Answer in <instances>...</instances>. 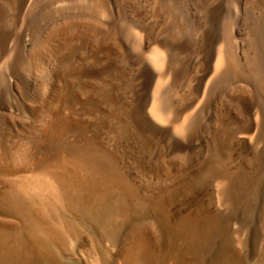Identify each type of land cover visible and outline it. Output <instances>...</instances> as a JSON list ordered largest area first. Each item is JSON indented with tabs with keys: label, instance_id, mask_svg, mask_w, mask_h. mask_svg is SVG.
Wrapping results in <instances>:
<instances>
[{
	"label": "rangeland",
	"instance_id": "rangeland-1",
	"mask_svg": "<svg viewBox=\"0 0 264 264\" xmlns=\"http://www.w3.org/2000/svg\"><path fill=\"white\" fill-rule=\"evenodd\" d=\"M101 2L106 16L86 10ZM134 24L173 41L171 123L148 118L155 81L135 61L126 35ZM0 43V231L25 238L37 226L49 237L46 252L31 242L26 264H122L137 235L161 250L167 228L189 221L197 230H217L201 250L186 230L175 243L182 264H254L264 257V149L241 138L254 130L234 105L253 103L264 120V0H0ZM220 46L237 67L222 78L212 67ZM58 117L67 119L53 126L61 136L46 142V127ZM186 118L191 134L171 138L172 126ZM221 118L230 119L231 135H222ZM30 153L45 157V166L33 164ZM61 157V169L74 180L86 181L84 172L98 166L110 188L64 192L75 200L69 208L50 193L42 196L50 189L42 172L62 174L49 165ZM246 181L257 183L254 195L245 194ZM27 182L45 185L41 197ZM219 185L224 206L215 199ZM127 198L135 208L122 209L126 221L115 226L114 202Z\"/></svg>",
	"mask_w": 264,
	"mask_h": 264
},
{
	"label": "bare ground",
	"instance_id": "bare-ground-1",
	"mask_svg": "<svg viewBox=\"0 0 264 264\" xmlns=\"http://www.w3.org/2000/svg\"><path fill=\"white\" fill-rule=\"evenodd\" d=\"M107 7H104V4L101 3H97V6L94 7H88L86 8V10L89 13L94 12L95 15H97V18L100 17H104L106 16V12L108 11ZM240 8V7H239ZM235 9V8H234ZM83 12V11H81ZM86 12V11H85ZM87 14V13H86ZM85 14V15H86ZM111 14V13H110ZM82 15V13H81ZM90 15V14H89ZM80 17V16H79ZM95 17V18H96ZM84 18V17H83ZM87 19V18H86ZM94 19V18H93ZM103 19V18H102ZM72 20V19H71ZM83 19H79V21H77V23L79 24H85V25H90V22L86 21V22H82ZM93 23V22H92ZM95 23V22H94ZM59 24V23H58ZM100 24V22H99ZM29 25V24H28ZM94 25V24H93ZM92 25V26H93ZM135 25V24H134ZM57 26V27H56ZM55 29L57 30V33H61L62 31V26L61 25H56ZM99 26V25H98ZM139 26V25H135L133 26L132 29H137L138 31H133L132 29H129L126 31V35L128 37H132V40L129 41L131 43L132 48L135 49V51L137 52V59L135 60L136 63L138 64V66L144 68L145 70H147L149 72L148 75V80L151 81H155V85L153 87V91L151 93V97H149L148 99H150L151 101V107L149 108L148 111V118L150 120H153L154 122L163 124V123H171V121L173 120L174 117V113L171 110H167V94L172 92L174 90L175 87V79L178 76L177 73H175V54L176 51L173 47V41L172 42H168L165 41L163 37H154L152 32H151V28H147L146 25L145 27ZM95 27V26H94ZM102 27V26H101ZM53 27H51L50 29L52 30ZM107 28V27H105ZM81 29V28H80ZM154 31V30H153ZM105 33H107L108 35H110V29L109 30H105ZM201 32V31H200ZM65 33V32H64ZM69 33V32H68ZM98 34V33H97ZM107 35V36H108ZM113 35V34H112ZM169 36V34H168ZM175 36V35H174ZM105 37V35H104ZM102 38V37H101ZM116 38V37H115ZM171 38V37H170ZM169 38V39H170ZM107 39V37H106ZM101 40V39H100ZM108 40V39H107ZM117 40V39H116ZM30 41V40H29ZM103 41V40H102ZM116 42V41H115ZM225 42V41H224ZM101 43V42H100ZM99 43V44H100ZM117 43V42H116ZM1 44V43H0ZM151 44H154V46H151ZM195 44V43H193ZM96 45V44H95ZM223 45V44H222ZM116 46V45H115ZM118 46V45H117ZM130 46V48H131ZM224 46V45H223ZM64 48V47H63ZM100 48V47H99ZM121 48V47H120ZM219 48H222L221 46ZM217 47V58L215 57V62L213 63V68L215 71V75L217 74L219 76H221V78L223 76H225L228 73H233L236 71L235 67V63L233 58L228 54L227 51L223 50L225 47H223L222 49H219ZM230 48V46H229ZM116 50V49H115ZM129 50V49H128ZM132 50V49H130ZM133 51V50H132ZM229 51V50H228ZM231 52V51H230ZM229 52V53H230ZM73 54V53H72ZM69 55V54H68ZM119 56V55H118ZM254 56V55H253ZM258 56V55H257ZM259 57V56H258ZM65 59H68V57H64ZM123 58V57H122ZM198 58V56H197ZM124 59V58H123ZM70 60V59H69ZM209 60V59H207ZM247 60V59H246ZM255 60V59H254ZM65 61V60H64ZM63 62V60H62ZM66 62V61H65ZM64 62V63H65ZM121 62V61H120ZM130 62V61H129ZM181 62V61H180ZM94 63V62H93ZM71 64V63H70ZM124 64V63H123ZM64 65V64H62ZM252 65V64H251ZM212 68V70H213ZM213 72V71H212ZM48 73V72H47ZM122 74V73H121ZM235 74V73H234ZM236 75V74H235ZM121 76V75H120ZM214 76V75H213ZM216 76H214L215 78ZM178 80V78H177ZM176 80V81H177ZM217 80V79H216ZM123 81V80H122ZM125 82V81H124ZM199 82V81H198ZM212 83V82H210ZM209 83V85H210ZM219 83V82H218ZM260 83V82H259ZM243 84V83H242ZM262 84V83H261ZM106 85V84H105ZM167 85V87H166ZM256 85V84H255ZM177 86V85H176ZM208 87V85H206ZM222 86V85H221ZM220 86V87H221ZM226 86V84H225ZM205 87V88H207ZM204 88V89H205ZM219 88V87H218ZM222 88V87H221ZM254 88V87H253ZM260 88V87H259ZM264 88V87H263ZM225 89V87H224ZM128 90V89H127ZM230 90V89H229ZM234 90V89H233ZM248 90V89H247ZM264 90V89H263ZM238 91V90H237ZM236 91V92H237ZM261 91V90H260ZM204 93V92H203ZM216 93V92H214ZM233 93V92H232ZM263 93V92H262ZM261 93V94H262ZM213 95V94H212ZM244 95V94H243ZM249 95V94H248ZM211 96V95H210ZM214 96V95H213ZM246 96V95H245ZM207 97V96H206ZM240 97V95H239ZM256 97V96H255ZM251 98V97H250ZM243 100V99H242ZM253 100V98L251 99ZM250 100V101H251ZM135 102V101H134ZM247 102V101H246ZM256 103V102H255ZM137 104V103H136ZM135 104V105H136ZM202 104V103H200ZM199 105V104H198ZM204 105V104H203ZM230 105V104H229ZM235 109L236 112L238 114V117L240 116L241 119L247 121L249 123V128L251 130H254L253 135L249 136V137H241V138H245L247 139L248 143L250 144L251 148L253 149H258V146L261 145L262 148L264 149V120L259 116L258 114V106L253 104V103H243V102H239V101H235ZM142 106V104L140 105ZM207 106V105H205ZM137 107V106H136ZM232 107V105H231ZM135 109V108H134ZM234 109V108H233ZM223 110V109H222ZM143 111V110H142ZM204 112V110H203ZM144 113V112H143ZM201 114V113H200ZM228 116V115H227ZM237 116V115H236ZM235 116V117H236ZM61 119L57 120H53V122L49 123L46 127L45 130V134L46 136H44V139H46L47 141H51L55 140L56 138L54 136H56V134L59 132H56V134H53V126H55L58 123H66V121H64L63 117H60ZM63 118V119H62ZM148 119V120H149ZM222 120H220V128L223 130V134L222 135H231L229 133L228 130H230V119L228 120L227 118H221ZM235 119V118H234ZM237 119V117H236ZM189 119L186 118L182 123H180L178 126H172V128L169 131V136L171 138H187L185 136L188 134H191V123L189 124ZM238 120V119H237ZM243 120V121H244ZM233 122V121H232ZM234 123V122H233ZM194 124V123H192ZM218 124V125H219ZM234 125V124H233ZM156 126V125H155ZM159 126V125H158ZM194 126V125H193ZM241 126V124H240ZM239 126V127H240ZM65 127V126H64ZM170 127V126H169ZM216 128H218L216 126ZM242 128V126H241ZM228 129V130H227ZM56 131V130H55ZM61 132V131H60ZM62 133V132H61ZM61 133H58L57 135H60ZM246 134V133H245ZM251 134V133H249ZM248 134V135H249ZM61 136V135H60ZM58 137V136H57ZM55 138V139H54ZM52 139V140H51ZM59 139V138H58ZM56 141V140H55ZM54 141V143H55ZM87 141V140H86ZM45 142V141H44ZM60 143V142H59ZM86 143V142H85ZM46 144V143H45ZM49 144V143H48ZM72 144V143H71ZM74 144V143H73ZM190 144V143H189ZM47 146V145H46ZM57 146V145H56ZM71 146V145H70ZM42 147V146H41ZM48 147H46L47 149ZM261 148V149H262ZM264 151V150H262ZM33 152V151H32ZM41 152V151H39ZM44 152V150L42 151ZM41 152V153H42ZM31 154V153H30ZM29 154V155H30ZM40 154V153H39ZM41 156V155H40ZM45 156V155H44ZM31 157V161H33L32 163L35 164L36 166H40L44 164V159L45 157H43V159H38V158H34V154L30 155ZM39 157V156H38ZM63 157V156H62ZM61 157V158H62ZM81 157V156H80ZM88 157V156H87ZM58 158V159H53L52 161H50V166L52 167L51 169H55L56 171L58 170V172L60 171L62 174L58 175L53 173L50 174L49 171L46 172V170L44 171L46 174L44 175L42 172V177L46 178V179H42L40 176V179L44 180V182L46 183L47 181L49 182V187L50 189L47 187V183H46V188H48L47 191V195L46 194H42V192H40V188L45 185H42L40 188H37L35 186V184H31L33 186V188L35 189V193L40 196V193L42 194V196H48V193H50L52 196V198L54 197L59 203H61V205H63L64 207H68L69 205H71L75 200L72 199H68V198H64L63 194L64 192H66V194L69 193V195L71 193H73V195L76 193L77 190L80 191V187L81 186H85V188H90L92 190H99L102 187H109L110 186V180L108 182V185H103L104 183V172L101 170V168H99L98 166H95L94 168L90 169V170H86L84 172V180L86 181H82L80 178V181L84 184H82L80 181H76L73 179V175H69L70 172H66L65 170L61 169V164H62V160H66L65 158ZM73 158V157H72ZM49 159V158H47ZM52 159V158H51ZM74 159V158H73ZM77 159L78 162V158ZM26 160V159H25ZM71 160V159H70ZM76 162V160H75ZM105 162V161H104ZM31 163V164H32ZM47 164V163H46ZM47 164V165H48ZM97 165V164H96ZM35 166V167H36ZM45 166V164H44ZM61 166V167H60ZM78 167V166H77ZM37 168V167H36ZM46 168V167H45ZM110 168V167H108ZM89 169V168H88ZM7 170V169H6ZM50 170V169H49ZM69 170V169H68ZM85 170V169H83ZM4 171V170H3ZM55 171V172H56ZM105 171V170H104ZM52 172V171H51ZM54 172V171H53ZM73 172V171H72ZM81 172V171H80ZM6 173V172H5ZM108 173V171H107ZM44 175V176H43ZM107 175V174H106ZM5 176V175H4ZM108 176H110V172L108 173ZM110 178V177H109ZM36 180V181H35ZM33 181V183H36L38 181V178L35 179ZM106 180V179H105ZM30 183L32 181H29ZM42 182V183H44ZM28 183V182H27ZM38 183V182H37ZM246 184L243 186V190L245 192V194L248 195H252L253 193L255 194L256 190H257V183L254 182H245ZM29 184V183H28ZM31 185L29 184V186L31 187ZM28 186V185H27ZM28 186V187H29ZM38 186V185H37ZM24 187V186H23ZM39 187V186H38ZM42 187V188H43ZM21 188V187H20ZM41 188V189H42ZM110 188V187H109ZM108 188V189H109ZM241 188V187H240ZM28 189V188H27ZM32 189V187H31ZM47 190V189H46ZM84 190V188H83ZM103 190V189H102ZM101 190V191H102ZM110 190V189H109ZM237 188H236V192L235 195L237 196V199H239V191L237 192ZM242 190V189H241ZM240 190V193H242V191ZM32 191V190H31ZM44 191V190H42ZM223 190L221 189V186L219 185L218 187H215V199L216 202L219 206H224L225 205V199H224V195ZM29 192V191H28ZM33 192V191H32ZM46 192V191H45ZM104 192V191H103ZM213 192V191H212ZM79 193V192H78ZM93 193V192H92ZM98 193V192H97ZM100 193V192H99ZM81 194V193H80ZM79 194V195H80ZM128 194V193H127ZM253 194V195H254ZM15 195V194H14ZM41 197V196H40ZM66 197V196H65ZM76 197V196H75ZM43 198V197H42ZM45 198V197H44ZM43 198V199H44ZM102 198V197H101ZM130 198V197H128ZM123 199V200H119V201H115L114 205H115V213L114 215L111 217L112 223L115 226H119L122 225L125 221H126V217L124 214H122L120 211L122 209H128V210H132L133 208H135V205L132 203L133 201L131 199ZM247 198V197H246ZM13 199V198H12ZM51 199V198H49ZM54 199V200H55ZM16 200V199H15ZM53 200V201H54ZM78 199H76L77 201ZM243 200V198H242ZM245 200V199H244ZM100 201V200H99ZM240 201V200H239ZM103 202V201H102ZM20 205V201L18 202ZM16 203V204H18ZM49 204V203H48ZM22 205V204H21ZM54 205V204H53ZM233 205V204H232ZM234 206V205H233ZM236 206V205H235ZM18 206H16L17 208ZM20 207V206H19ZM63 207V208H64ZM136 207H137V203H136ZM138 208V207H137ZM233 208V207H231ZM227 209V208H226ZM23 210V209H22ZM26 211V210H25ZM126 212V211H125ZM129 213V212H128ZM24 216V215H23ZM127 216V215H126ZM160 216V215H159ZM110 219V218H109ZM194 221H189V223L187 224V226H184L183 224L180 225H176V226H170L169 230L167 228L166 231H168L167 237L165 239V244H163L164 246L162 247L161 250H158L151 242L150 239L144 235V234H139L136 236L134 243L129 246L127 248V250L124 252L123 258H122V264H182L181 261V257L180 255L176 254V249H175V243L179 242V241H183L182 239H184V232L187 230L188 235H189V239L191 240L192 235L195 236L194 237V246L196 250H201L204 249L207 246L208 239L209 237L212 236V234L214 233L215 230H217V228H215V230H213V228L211 226H205L204 229H200L197 230L198 227L196 225H194L193 223ZM161 223H163L161 220H159V223H157L156 225H154V230L153 232L157 233L156 235L159 236L161 234ZM211 224V223H209ZM186 225V224H185ZM208 225V224H207ZM35 226V225H34ZM114 226V227H115ZM186 227V228H185ZM193 227V229L195 230L196 228V234L192 231H190V229ZM110 229V228H109ZM40 230H38L37 226H35V229L33 230V232L31 233H27L26 237L24 238L22 235L18 234V233H11V232H6V231H0V253L2 255L3 262L5 264H26V260L28 258V255L30 254V244L31 242H35L37 244H39L42 247V252H46L47 248L45 247L44 244H46L47 240H48V234H42V236L39 235ZM16 232V231H15ZM160 234H159V233ZM186 233V232H185ZM214 235V234H213ZM217 235V234H216ZM46 237H48L46 239ZM189 240V241H190ZM211 244V243H210ZM177 248V247H176ZM190 249V248H189ZM49 250V249H48ZM180 250V248H179ZM185 251V250H184ZM180 252V251H179ZM200 252V251H199ZM203 254V253H202ZM30 258V257H29ZM195 263V262H194ZM199 264V263H198ZM254 264H264V257L261 258L260 261L254 263Z\"/></svg>",
	"mask_w": 264,
	"mask_h": 264
}]
</instances>
